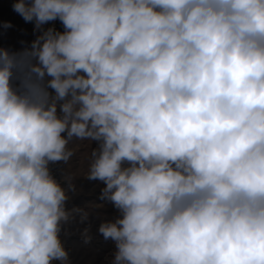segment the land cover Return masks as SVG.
Wrapping results in <instances>:
<instances>
[{"label":"clouds","instance_id":"9594fccd","mask_svg":"<svg viewBox=\"0 0 264 264\" xmlns=\"http://www.w3.org/2000/svg\"><path fill=\"white\" fill-rule=\"evenodd\" d=\"M13 9L64 31L25 51L19 89L0 49V264H68L69 197L49 165L73 138L98 143L86 177L121 214L98 229L113 264H264V0Z\"/></svg>","mask_w":264,"mask_h":264},{"label":"rangeland","instance_id":"374dc122","mask_svg":"<svg viewBox=\"0 0 264 264\" xmlns=\"http://www.w3.org/2000/svg\"><path fill=\"white\" fill-rule=\"evenodd\" d=\"M17 0H0V49L10 54H17L20 66L14 69L12 85L21 87L29 63L34 60L24 56L36 36L35 21L26 22L13 9ZM10 22L11 27H5ZM98 147V143L88 140H73L69 148L74 151L73 157L67 162H60L62 186L66 190L68 200L65 209L70 213L67 221L61 222L60 240L68 252V264H113L116 252L115 242L105 240L98 229L101 223L114 221L121 214L114 205L101 199L104 182L87 179L91 152ZM74 209L87 212V218L82 220L81 213ZM91 240L85 243V230Z\"/></svg>","mask_w":264,"mask_h":264},{"label":"built area","instance_id":"2783aa9c","mask_svg":"<svg viewBox=\"0 0 264 264\" xmlns=\"http://www.w3.org/2000/svg\"><path fill=\"white\" fill-rule=\"evenodd\" d=\"M48 27H52L54 28L56 31H59V32H63L64 31V26L62 24L61 21H59V19L55 20V21H51L49 22L47 25H44L42 27V29L40 30H36V36H35V39L34 41L41 35V32L43 30H46ZM47 79V78H46ZM49 168H50V172H51V175L59 182L62 184V177L60 175V162H57V163H51L49 165ZM53 264H60V262L58 261H55L53 262Z\"/></svg>","mask_w":264,"mask_h":264}]
</instances>
